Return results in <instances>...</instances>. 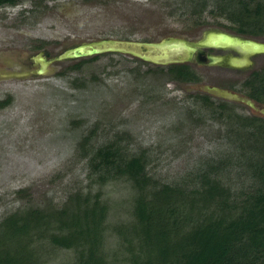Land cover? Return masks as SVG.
<instances>
[{
    "label": "rangeland",
    "instance_id": "rangeland-1",
    "mask_svg": "<svg viewBox=\"0 0 264 264\" xmlns=\"http://www.w3.org/2000/svg\"><path fill=\"white\" fill-rule=\"evenodd\" d=\"M216 1L209 0L207 10L218 11ZM198 7L197 0H160L153 5L143 0H18L16 7L0 9V70L20 77L35 71L28 60L43 53L50 70L41 76L0 81V101L10 97V105L0 110V219L28 200L33 206L59 209L77 191L95 194L99 187L91 185L86 161L77 150L94 128L88 149L118 141L127 155L147 152L148 172L161 182H177L201 162L222 159L228 165L219 171L223 182L235 192L248 189L252 182L244 177L243 151L237 145L242 138L237 133L245 134L244 130L238 124L229 126L227 118L215 120L194 100L196 95H208L232 105L238 115L264 119V106L252 109L204 90L216 87L248 100L239 83L246 72L199 67L195 71L200 81L182 86L164 73H154L153 64L116 52L49 61L78 45L102 40L193 43L205 29L234 32V24L225 17L189 15ZM171 10L178 14L162 15ZM249 37L264 43V34ZM39 42L48 46H30ZM249 62V68L264 71V54L251 56ZM74 64L79 69L68 70ZM62 71L64 77L58 75ZM74 80L77 86L71 84ZM19 190H23L21 199ZM101 191L108 207L103 251L108 264H128L126 244L115 228L131 222L134 191L125 178L110 181ZM39 258L38 264H72L73 253L42 248Z\"/></svg>",
    "mask_w": 264,
    "mask_h": 264
},
{
    "label": "trees",
    "instance_id": "trees-1",
    "mask_svg": "<svg viewBox=\"0 0 264 264\" xmlns=\"http://www.w3.org/2000/svg\"><path fill=\"white\" fill-rule=\"evenodd\" d=\"M16 1L0 0V6ZM239 3L227 19L238 33L263 35L264 5L251 8L245 0ZM78 69L79 64L68 68ZM153 69L181 83L200 81L188 65ZM75 82L71 84L77 86ZM243 86L248 99L264 105V71L253 72ZM194 100L210 117L227 118L229 126L238 124L244 130L245 134L237 133L242 137L237 145L243 151L244 177L252 182L246 191L235 192L223 182L219 171L228 165L222 159L201 162L177 182H161L148 172L147 152L127 155L118 141L88 149L94 128L77 150L86 161L91 185L99 189L95 194H70L59 209L33 206L28 200L2 217L0 264H38L42 248L71 251L72 264H108L103 251L108 207L101 188L119 178L128 180L134 191L131 222L115 228L126 244L128 264H264V119L238 115L232 105L208 95H196ZM9 105L7 96L0 101V110ZM22 193L19 190L17 197L21 199Z\"/></svg>",
    "mask_w": 264,
    "mask_h": 264
},
{
    "label": "water",
    "instance_id": "water-1",
    "mask_svg": "<svg viewBox=\"0 0 264 264\" xmlns=\"http://www.w3.org/2000/svg\"><path fill=\"white\" fill-rule=\"evenodd\" d=\"M185 40L169 39L158 43H139L131 41L102 40L99 42L84 44L66 50L51 62L77 60L99 55L104 52H116L126 54L144 62L154 65H171L195 61L199 67H223L228 70H237L250 66L249 58L264 54V43L234 36L218 30L208 31L199 39L195 46ZM190 44V45H189ZM194 44V43H193ZM250 47L251 50L244 49ZM206 49L232 52L238 57L206 54ZM241 61H237V60ZM40 67L33 74L44 75L50 72L48 62L39 57ZM205 92L221 99L240 101L253 108L249 100H240L236 95L220 90L216 87H204Z\"/></svg>",
    "mask_w": 264,
    "mask_h": 264
},
{
    "label": "flooded vegetation",
    "instance_id": "flooded-vegetation-1",
    "mask_svg": "<svg viewBox=\"0 0 264 264\" xmlns=\"http://www.w3.org/2000/svg\"><path fill=\"white\" fill-rule=\"evenodd\" d=\"M127 1H130V0H127ZM135 1H142V0H135ZM155 1H157V2H159L160 0H143V3H145V4H151V5H153V3L155 2ZM167 1V0H166ZM175 1V0H174ZM183 1H188L189 2V0H183ZM197 1H199V7H198V10H195L194 12H189V15H191L192 17H194V18H199V19H204V18H206V17H225V18H228V17H231L232 15H233V12H235V11H233L232 9H234L235 10V8L237 7H235V5H237V2L239 3L240 2V0H217L216 1V3H218V11H210V10H207L208 9V2H209V0H197ZM246 1V3L247 4H249L250 5V7L251 8H254V7H256V5H257V3H261L262 5H264V0H245ZM240 4V3H239ZM18 5V0L14 3V4H4V5H1L0 6V9L1 8H13V7H16ZM176 12V10H171V11H166V13L164 14L163 12H162V15H164V17H170V16H175V15H177L178 13H175ZM208 30H204V32H207ZM203 32V34H202V36L201 37H203L204 36V33ZM228 34V33H227ZM230 35H234V36H240V37H243V38H246V39H248V38H251V37H249V35H245V34H241V33H238V31L236 30V29H234V32H232V33H229ZM163 40H169V39H162V40H160L159 42H161V41H163ZM39 41H42V40H39ZM128 41V40H127ZM196 42L197 41H195V42H193V43H190L192 46H195V44H196ZM43 43H45V45L44 46H48V45H46V42H39V44H35V45H33V44H30V46H41V44H43ZM139 43H158V42H139ZM189 44V45H190ZM79 46V45H78ZM212 49H206V54H212ZM231 54L232 52H225L223 55H224V57H226V59L228 58V59H230L229 57H231V56H229L228 54ZM231 55H233V54H231ZM39 56H37V58L34 60V59H32V58H29V60H28V64L27 65H30V69L32 68V69H35V71H29V72H24V73H22V75L20 76V77H17V76H15V75H17V74H15L14 72H12V71H8V72H5V73H3L1 70H0V81L1 80H6V79H10V80H16V78L17 79H20V78H26V77H34V76H39V75H36V74H33L34 72H36L37 71V69H39V67H40V62H39V58H38ZM41 57H43L46 61H47V59H48V56L45 54V53H43L42 55H41ZM134 58V57H133ZM137 59V58H136ZM137 60H139V59H137ZM50 62L52 61V60H49ZM140 61H142V60H140ZM142 62H144V61H142ZM147 63V62H146ZM36 64H38V67L37 68H35L34 66L36 65ZM150 64V63H149ZM154 65V64H153ZM171 65H188L192 70H194L195 71V69L196 68H199V66H197L196 64H195V61H193V62H187V63H181V64H171ZM155 67H168V66H170V65H154ZM9 67V66H8ZM250 66H248V67H245V68H239V69H237L236 70V72H238L239 74H243V73H245L246 72V75H245V79L242 81V82H239V83H241L240 85H241V88H243V90H244V92H247L248 91V89H247V87H244L243 86V83H244V81L253 73V72H256V71H261L260 69L259 70H256V69H251V68H249ZM262 69V68H261ZM235 71V70H234ZM196 72V71H195ZM197 74V73H196ZM167 76V75H166ZM233 76H235V75H233ZM235 77H237V76H235ZM169 79V78H168ZM169 80H172V79H169ZM174 81V80H173ZM179 83H181V82H179ZM195 84H197V83H181V85L182 86H186V85H195ZM246 98V97H245ZM248 99V98H247ZM249 101H251L252 103H253V105L257 108H262L264 105L263 104H260V103H258V102H255V101H252V100H250V99H248ZM234 103H236V101H233ZM253 109V108H252ZM254 110H256L255 108H254ZM260 112V111H259ZM262 112V111H261ZM261 112H260V114H261ZM256 117H260V116H256Z\"/></svg>",
    "mask_w": 264,
    "mask_h": 264
}]
</instances>
